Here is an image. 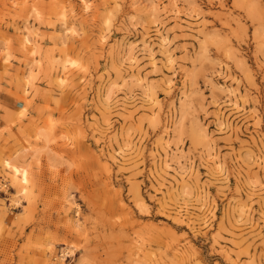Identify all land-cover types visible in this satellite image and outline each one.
Returning <instances> with one entry per match:
<instances>
[{
  "label": "rangeland",
  "instance_id": "1",
  "mask_svg": "<svg viewBox=\"0 0 264 264\" xmlns=\"http://www.w3.org/2000/svg\"><path fill=\"white\" fill-rule=\"evenodd\" d=\"M56 261L264 264V0H0V264Z\"/></svg>",
  "mask_w": 264,
  "mask_h": 264
},
{
  "label": "bare ground",
  "instance_id": "2",
  "mask_svg": "<svg viewBox=\"0 0 264 264\" xmlns=\"http://www.w3.org/2000/svg\"><path fill=\"white\" fill-rule=\"evenodd\" d=\"M69 251L68 250H66V248H64V251H61V254H59L57 257L59 258V259H62L63 257H65L66 255H70L69 253H68ZM53 264H60V263H58V261H56V262H54Z\"/></svg>",
  "mask_w": 264,
  "mask_h": 264
},
{
  "label": "built area",
  "instance_id": "3",
  "mask_svg": "<svg viewBox=\"0 0 264 264\" xmlns=\"http://www.w3.org/2000/svg\"><path fill=\"white\" fill-rule=\"evenodd\" d=\"M59 254H61V252H60V253H58V255H59ZM65 257H68V255H66ZM65 257H64V258H65Z\"/></svg>",
  "mask_w": 264,
  "mask_h": 264
}]
</instances>
